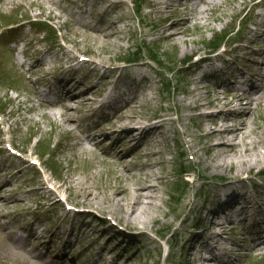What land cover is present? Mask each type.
I'll use <instances>...</instances> for the list:
<instances>
[{"label":"rangeland","instance_id":"374dc122","mask_svg":"<svg viewBox=\"0 0 264 264\" xmlns=\"http://www.w3.org/2000/svg\"><path fill=\"white\" fill-rule=\"evenodd\" d=\"M152 1L0 0V24L9 26L20 24L14 27L17 29L14 43L9 45V48L2 43V49L9 58L7 61L11 64L7 66L3 76L5 79L0 80V185L8 181L10 183L5 186L8 188L5 192L7 204L0 202V215L5 214L0 222L12 228L17 224L16 220H20L18 226L22 228L23 221L32 220L33 217L39 218L38 233L42 234L41 231L49 226L47 235L43 236L45 242L50 238L54 241L65 229L63 218H73L74 212L68 211V207L73 205L90 207L91 204L85 202L87 198L83 191L84 187H88V198L98 209L95 212L96 218H90L92 221L90 226L89 223L84 224V219L78 220L75 224H68L71 228L75 226L70 232L71 237L69 232L66 236V239L72 238L71 245L67 244L65 247V250H71L70 257L64 260L66 264H89L94 251L96 258L101 259L100 250L113 233H109L110 231L104 235L95 233V229L103 228L99 219L107 220L108 226L114 228L118 226L121 231L133 228L131 232L136 236L128 238L121 232L124 234L115 239L119 245L113 240L110 242L111 247L116 246V251L109 254L113 260L120 256L117 252L126 251L128 253L125 259H132L128 264H194L199 249L203 248L202 255L210 253L209 255L213 256L217 252L225 259L230 257L231 264H264L263 239L257 235L259 238L256 239L260 240V245L255 247V242H251L247 235L253 232L256 223L254 219L248 220L246 224L228 222L227 227L207 231L210 235L215 232L223 234L228 239L229 245L221 251H213L212 245L201 247L206 239L193 241L194 235H201L205 231L204 226L209 224V221L205 223L201 218V215L207 213L203 207L206 205L208 208L217 207L219 190L213 185V181L235 177L248 180L263 172L264 162L253 165L251 170H245L247 165L225 170L215 169L212 164L216 165V162L210 161L209 152H206L208 144L202 139L201 128L197 122L199 120L202 124L206 121H200L198 111H189L190 109L184 106L189 97L187 92L190 87L189 79L198 82L205 76L204 80L210 83L208 73L203 75L202 71L200 72L201 67H186L187 58L192 57L193 62L190 64L196 63L206 49L207 52L209 49H217L216 45L208 46L211 41H215L213 44H216L217 40L225 41L220 45L225 46V49L238 48L236 53L239 54L237 36L238 34L245 36L246 32L257 40H264L254 37L251 33L255 28L254 24L261 21L258 13L264 11V0H259L262 2L257 7L253 6L255 0H246L249 2L248 5L244 4L245 0H215L221 4L219 7H216V4L215 7H210L209 13L202 14L203 18L195 13L189 14L198 18V22L193 20L188 27L181 25V15L176 13L178 6L185 4V1L174 2L168 9L164 7L166 4H162V7L158 5L160 8H157L154 15L157 6L154 5L155 1L154 3ZM202 5L204 4L201 3ZM82 9L87 10V14H81ZM214 17H218V20L212 21L208 26L199 24ZM79 19H83L82 23ZM41 20L51 25L49 36H45L44 32L40 34L36 28L38 25H34V22L38 23ZM155 22L159 23V27ZM93 26L110 27L114 31L121 30V33L116 37L115 34H111L106 38L104 35H97L91 29ZM162 28L169 29L168 32L181 30L184 33L178 36L176 42H171L163 35ZM22 38L25 40L24 43H19ZM38 39H41L42 43H38ZM109 41L113 43L110 45ZM57 46H61V51ZM21 48L33 56L37 49L51 50L52 60L42 70L41 78L48 73H59V67L68 57L73 60L82 58L98 62L96 65H99V69L95 72L86 61L82 62L90 66L89 68L88 65H84L81 73L75 74L77 78L83 79L82 81L93 80V73L97 72L101 73L104 79L107 75L110 79L117 75L118 84L125 85L137 86L142 78H147L143 91H140L147 100L143 103L137 102L140 110L132 113L135 115L131 117L132 122L146 123V120L156 117L163 120L160 121L162 127L153 135L154 138L146 137L147 142L142 143L139 148H131L128 143L112 150V145L116 141L111 138L109 141L106 139L105 144H101L94 153L72 149L73 145L77 146L75 145L77 142H86L87 139L79 131L67 132L57 126L60 115L66 108L56 106L53 112L55 116H52L49 108H43L40 101L35 98L34 85H28L30 89L24 86L25 89L21 91L11 90L12 76L18 66L13 60V55H17ZM136 49L141 55L153 58L156 62L147 59L134 66L129 64L128 59L133 57ZM19 57L26 59L22 54H19ZM40 67L36 69L39 70ZM183 69L184 71L180 73L179 71ZM68 75H71L70 72ZM101 76L98 80L100 82L103 80ZM166 83H170L168 88ZM73 105L74 108L70 112H73L76 121L78 120L77 127L79 129L83 127V131L91 134L93 128L87 127L85 123L91 116L82 120L83 110L76 109L77 105ZM126 110L127 106L119 111L120 115ZM252 111L254 123L264 127V118L261 117L264 110L260 112L256 108ZM116 120L119 119L113 114L99 124H110L112 121L117 125ZM108 129L111 130L110 127ZM103 138L105 137L101 140ZM187 140L191 142L192 150H187L185 144ZM250 140L258 146L259 151L264 152V128H252ZM11 144L16 150L23 152L21 157L11 156L12 153L8 151V145ZM105 147L107 149L110 147V156L103 153ZM116 152L121 154L117 158L112 155ZM122 153L126 156L121 157ZM122 158L126 168L123 169L124 172L120 170ZM253 158L255 157L251 160ZM32 160L39 164L32 166ZM240 160L241 158L238 162L233 160L234 165L241 162ZM207 162L212 163L210 167H207L209 166ZM3 163L6 165L4 169ZM184 172L188 174L183 175ZM46 179L49 185L43 187V181ZM81 182L82 186L79 187ZM57 185L60 187L59 197L69 199L66 206L53 205L54 198L47 189L48 186L54 189ZM145 185H152V189L142 192L140 198L143 203L146 202L143 206L150 214H158L161 220L156 223L149 222L146 226L141 222L138 224L135 222L137 227H127L125 220L121 221L122 217L119 213L117 215L113 208L119 207L120 203L122 206V203L131 201L129 197L132 196L128 192L135 191L136 188L138 191ZM120 187L126 188L125 194H121L120 191L116 193ZM42 207L49 210L50 214L42 212ZM85 209L89 210L87 207ZM128 209L131 212V209ZM128 209L126 208V211ZM121 215L129 216L127 212H121ZM249 226H252V229ZM30 231L29 229L27 233L18 232V235L27 237ZM141 231H144L143 235ZM81 232L84 235H80ZM30 240L29 248L37 243L35 237ZM190 241H193L192 248L187 245ZM61 243L65 244L64 241ZM128 245H131V248L125 250ZM5 250V243L0 240V264H25L24 259L13 258L7 255ZM37 251L42 253L44 246L41 245ZM96 258L92 261L95 262ZM100 261L98 260L97 264Z\"/></svg>","mask_w":264,"mask_h":264},{"label":"bare ground","instance_id":"6f19581e","mask_svg":"<svg viewBox=\"0 0 264 264\" xmlns=\"http://www.w3.org/2000/svg\"><path fill=\"white\" fill-rule=\"evenodd\" d=\"M183 1H185V4L178 6L176 13L181 15L180 23L185 27H188L193 20L198 22V18L190 16L189 14L195 13L203 18L202 14L205 12L209 13L210 7H215V4L216 7H219L221 4L218 3L220 1L217 2L215 0H201V2L195 6H189L186 2L188 0H178L177 2L182 3ZM160 2L163 3L161 0L155 1L154 5L157 7L155 8L153 15L157 11V8H160L158 7ZM201 3L204 5L201 6ZM173 4L165 5L164 7L168 9L171 8ZM244 4L248 5L249 2L245 0ZM254 4L255 5L253 6L256 7L258 2H254ZM80 13L87 14V10L82 9ZM82 20L83 19H79V22L82 23ZM159 20L162 21V19ZM216 20H218V17L207 19L199 24H206V26H208L212 21L215 22ZM220 21H222V19ZM155 24L159 27V23L155 22ZM254 26L255 28H253L251 33H253L254 37L262 39L264 37V11L262 20L255 23ZM91 29L96 32L97 35H104L106 38L108 35L115 34L114 36L116 37L117 34L119 35L121 33V30L114 31L113 28L110 27L99 28L93 26ZM168 30L169 29L162 28V33L171 42H176L178 36L184 33L181 30L169 31V33ZM87 32L89 33V31ZM236 42L240 45L239 54L236 53V49L238 48H230V50L226 49L224 51L216 50L212 54H207L206 49L204 55H201V58L196 63H192L187 67L199 66L205 62H208L207 64H211L215 67L214 73L211 72L207 76L210 83H207L206 80H204V76L201 77L198 82H193L191 79L188 80L190 85L189 90L187 91L189 97L184 103V106L189 108V111H198L200 121H206L200 124L199 120H197L201 128L202 139L205 140V144H208L206 152H209L211 158L210 161L213 160L216 162V165L207 162L209 165L207 167H210L212 164L217 170H225L234 166L245 165H247L245 170H251L253 165L264 162V152L259 151L258 146L250 140L252 128H264L255 124L252 120V109L257 108L260 112L264 110V40L257 41V39L253 38L250 33L246 32L245 36L238 34ZM111 43L113 42L109 41L108 44L111 45ZM220 54L223 55V58H218ZM88 63L93 67L92 69L94 72L99 69V65H96L98 62L89 60ZM72 68L73 66L70 65L63 71L69 73ZM184 69L179 72L182 73ZM99 75L101 76V73L99 74V72L96 74L93 73V80L89 82L82 81L83 79H79L76 82L75 79L61 80V84L68 90L70 96L62 102V105L64 104L63 107L66 109L63 114L60 115L61 118L59 119L60 121L57 123V126L67 132L75 129L76 122L78 121H76L73 112H70V110L74 108L73 104H76V109L81 108L83 110V115H85L81 118L82 120H86L90 117L89 113L92 115L95 109L98 108L101 110H115L114 116L116 115L119 119L116 120L117 125H114L113 122L110 121V124L101 125L97 129L95 135L92 134V139L99 140L97 144L102 143V137H100L102 135L105 136L103 140L107 139L106 141H109L112 138L113 141H116L114 144H117L112 147L114 150L128 143H130L131 148H139L140 143L135 144L134 140L139 137L138 139L141 141L142 138H144V135L146 137L154 138L153 135H156L159 131L160 124L149 126L143 122L140 123V121L133 124L131 118L132 116H135L132 113H135L136 110H140V105L137 102L143 103L147 100L144 93H140V91H143L145 85L141 84L138 86H132L118 84L117 75H113V78L111 79L108 75L104 79V76L102 75L101 78H103V80L100 82L98 81L100 79ZM133 103L135 105H132ZM126 106V112L120 115L119 111ZM212 107L213 109H211ZM192 116L194 118V114ZM261 117L264 118V113L261 114ZM146 121H151V119ZM111 124H113L114 127H112ZM108 127H110L111 130L108 129ZM98 132H100V135ZM185 144L187 150H192V144L190 141H185ZM122 154L121 157L126 156L124 153ZM120 155V153H116V157ZM252 157L255 158L251 160ZM239 158H241V162L234 165L233 160H237L238 162ZM121 162L122 169L120 170L124 172L123 169H126L124 168V158L121 159ZM258 178H262V180H258ZM258 178H249L247 181L244 179L241 180V177H235L217 182L216 184L219 186L218 189L220 190L217 194V207L208 208L207 205L203 207V210H207V213L206 215H201V218L205 223L209 221V224L204 226L205 231L201 235H194L193 241L206 239L204 245H201V247L206 248L207 245H212L213 251H221L229 245L228 239L225 238L223 234H217L215 232L210 235L207 231L212 230V228L213 230H217L218 228L227 227V223L232 221L246 224L249 218L254 220H264V217L262 216V214H264V170L259 174ZM9 183L10 181L0 185V202L2 204H7L5 192L8 188L5 186ZM43 184L44 187L45 181H43ZM80 186H82V182L79 183V187ZM151 187L152 185H145L138 191L136 188L135 191L132 190L128 192L132 196L129 197L131 201L126 204L122 203V206L120 203L119 207L113 208L117 212V215L119 213L120 217H122V219L119 216H117V218H120L121 221L125 220L127 227H137L135 222H137V224L141 222L146 226L149 222L156 223L161 220L158 214H150L147 212V208L143 206L146 202L143 203L140 198L142 192L149 188L152 189ZM83 191H85L87 198V200L85 199V202L88 201L91 205L90 207L85 206L89 208L88 212L74 214L77 217L86 216V214H93L98 210L94 204L91 203L90 198H88V187H84ZM119 191L121 194H125L127 190L124 187H120V189L116 190V193H120ZM126 208H130L131 212L129 209L126 211ZM121 212H127L129 216H122ZM141 218L142 220L140 221L139 219ZM87 220H90V217L87 216ZM99 220L101 221L103 228H101V230L95 229V233L99 235L100 233L101 235H104L107 231L113 233L110 236L109 241H107L100 250V252H102L101 260L105 261L103 264H128L129 261L131 262L132 259H125L128 253L126 251L117 252L120 256L116 258V260L111 259L107 254H113L116 251V246H110L112 240L115 242V239H119L118 237L122 236L124 233L123 236L125 237H136L133 236V233L131 232L133 228H125V231H121L118 226L115 228L113 226H108L107 220ZM120 224L121 222L119 225ZM141 234L143 235L144 231H141ZM34 236L40 238L37 231H35ZM193 241H190V243L187 244L190 248L193 247ZM30 242V239H25V237L21 235H11L5 253L13 258L24 259L25 264H57L53 261L44 262V256L29 250L28 247ZM115 243L116 245H119L117 241ZM129 248H131V245H128L125 250H129ZM203 251V248L199 249V255L194 259V264H231L230 257L225 259V257L218 255L217 252H215L213 256H210V253L205 256L202 255ZM61 252L60 257L63 259L70 257L71 251ZM95 254L94 251L93 256H95ZM91 264H97V261Z\"/></svg>","mask_w":264,"mask_h":264},{"label":"trees","instance_id":"16d2710c","mask_svg":"<svg viewBox=\"0 0 264 264\" xmlns=\"http://www.w3.org/2000/svg\"><path fill=\"white\" fill-rule=\"evenodd\" d=\"M214 42H215V41L212 42V45H215V44H213ZM147 51H149V49H148ZM183 194H184V193H183Z\"/></svg>","mask_w":264,"mask_h":264}]
</instances>
